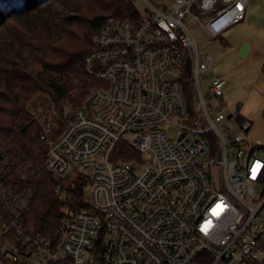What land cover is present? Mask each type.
<instances>
[{
	"label": "built area",
	"instance_id": "obj_1",
	"mask_svg": "<svg viewBox=\"0 0 264 264\" xmlns=\"http://www.w3.org/2000/svg\"><path fill=\"white\" fill-rule=\"evenodd\" d=\"M143 1L93 35L81 65L98 83L49 142L46 170L87 176L90 208L30 227L35 170L0 146V264H264V142L222 111L223 78L203 94L217 61L185 22L218 38L249 0Z\"/></svg>",
	"mask_w": 264,
	"mask_h": 264
},
{
	"label": "trees",
	"instance_id": "obj_2",
	"mask_svg": "<svg viewBox=\"0 0 264 264\" xmlns=\"http://www.w3.org/2000/svg\"><path fill=\"white\" fill-rule=\"evenodd\" d=\"M138 19L134 0H0V146L35 170L30 227L54 235L64 210L89 209L82 176L64 187L46 168L49 142L66 128L64 107L84 104L98 82L82 67L109 19ZM46 97L64 127L48 129L30 105Z\"/></svg>",
	"mask_w": 264,
	"mask_h": 264
},
{
	"label": "rangeland",
	"instance_id": "obj_3",
	"mask_svg": "<svg viewBox=\"0 0 264 264\" xmlns=\"http://www.w3.org/2000/svg\"><path fill=\"white\" fill-rule=\"evenodd\" d=\"M153 5H162L165 0H149ZM253 18L236 24L218 38H209L194 25L189 18L185 22L192 30L200 51V61L205 55L216 58V64L210 70L209 79L202 77L201 89L206 96L214 78L226 81L222 111L227 114L239 113L254 122L252 137L255 140L264 137V0H252ZM136 10L143 14L146 4L143 0H134ZM244 45L255 47L249 57H242ZM36 109L46 128L64 127L62 121L51 114L50 104L46 97H39L30 105ZM260 136V137H259ZM264 140V138H263ZM261 141V140H259ZM75 179L65 182L68 187ZM86 191V189H85ZM85 199L90 202L87 191Z\"/></svg>",
	"mask_w": 264,
	"mask_h": 264
},
{
	"label": "crops",
	"instance_id": "obj_4",
	"mask_svg": "<svg viewBox=\"0 0 264 264\" xmlns=\"http://www.w3.org/2000/svg\"><path fill=\"white\" fill-rule=\"evenodd\" d=\"M252 0H249V3H248V8H247V15H246V19L245 20H247V19H251V18H253V11H252ZM235 26V25H234ZM233 27V26H232ZM231 27V28H232ZM230 29V28H229ZM228 29V30H229ZM227 30V31H228ZM245 46V45H244ZM244 48V47H243ZM243 48H242V55H244V53H245V56L243 57V58H247V57H249L250 56V54H252L253 53V51H255V49H257V48H255V47H250V45H249V50L247 51V52H244V50H243ZM243 118H245L244 116H242ZM247 119V118H246ZM250 120V119H249ZM252 123H253V128H254V122L252 121ZM253 128H252V130H253ZM252 130H251V137H252ZM260 137V136H259ZM253 138V137H252ZM263 138L264 137H261V139H259V140H261L262 142H264V140H263ZM253 139H255V138H253Z\"/></svg>",
	"mask_w": 264,
	"mask_h": 264
},
{
	"label": "water",
	"instance_id": "obj_5",
	"mask_svg": "<svg viewBox=\"0 0 264 264\" xmlns=\"http://www.w3.org/2000/svg\"><path fill=\"white\" fill-rule=\"evenodd\" d=\"M244 52H247L249 50V45H245L244 48H243ZM243 57L245 56V53L244 55H242Z\"/></svg>",
	"mask_w": 264,
	"mask_h": 264
},
{
	"label": "snow or ice",
	"instance_id": "obj_6",
	"mask_svg": "<svg viewBox=\"0 0 264 264\" xmlns=\"http://www.w3.org/2000/svg\"><path fill=\"white\" fill-rule=\"evenodd\" d=\"M257 167H259V165ZM254 171H255V169H254ZM253 178H255V176Z\"/></svg>",
	"mask_w": 264,
	"mask_h": 264
}]
</instances>
